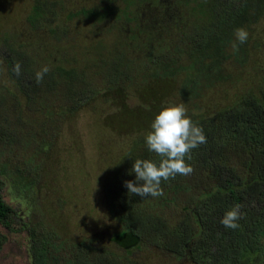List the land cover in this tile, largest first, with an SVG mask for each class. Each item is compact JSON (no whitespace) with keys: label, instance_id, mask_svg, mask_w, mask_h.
Here are the masks:
<instances>
[{"label":"trees","instance_id":"trees-1","mask_svg":"<svg viewBox=\"0 0 264 264\" xmlns=\"http://www.w3.org/2000/svg\"><path fill=\"white\" fill-rule=\"evenodd\" d=\"M122 1L130 7L155 5L162 12H166L174 2ZM115 2L100 0L90 9H80L73 14L83 20H113L120 24L118 33L112 32V39L107 44L103 39H98L99 35L93 30V38L96 39L88 47L89 51L97 53L99 63L94 70L98 71L103 84L99 82L109 89L133 79L131 72L134 64L127 51L139 46L142 49L154 40V35H150L146 29L147 33L140 30L130 32L124 39L119 31L124 29L126 23L138 26V14L115 6ZM191 2H194L191 7L194 9L191 16L194 19L190 21L182 44L172 52L147 56L140 77L166 83L173 81L178 71L184 73L178 82L180 103L192 106L191 110L187 109V114L203 129L207 141L191 151L190 160L186 158V163L194 171L187 176L177 175L175 179L162 181V196L141 198L128 193L123 182L135 179V174L130 173L134 160L159 159L147 150L145 133L132 138L128 149L117 161L110 181L114 191L111 200L107 201V209L118 224L108 241L112 250L98 245L96 238L71 244L67 239L57 237L58 232H47L37 228L33 222L26 224L20 221L15 210L2 201L0 194V228L7 232L26 231L32 264H143L138 257H141L140 252L144 249H151L165 258L166 264H264V75L257 96L246 94L232 105L210 114L200 110L193 112L197 110L194 100L199 93L223 81V65L228 59L225 52L235 42L234 30L257 23L264 14V0ZM55 4L47 0H33L25 20L30 30H43L49 38L59 42L69 32L61 20L62 16L55 12ZM168 19L172 17H164L165 21ZM245 45L246 42L239 47ZM102 49L107 51L105 58L100 57ZM134 51L137 50L131 52ZM243 53L241 56L244 58L246 52ZM181 59H186L185 63ZM17 62L21 66L19 76L13 72ZM5 63L6 73L15 77L16 89L26 104L13 103V119L10 115L8 118L7 112H4L5 115L0 113V176L9 178L14 191L27 187L36 190L38 174L30 167L32 155H23L21 159L3 155L9 154L4 152L7 144L18 143L17 133L8 124L13 121L19 126L24 121L31 126V132L44 133L45 120L55 115L56 111L65 109L71 113L88 103L99 91L95 82L88 79V73L75 66H54L38 84L35 73L39 70L28 67V62L19 55L8 57ZM146 65L151 66L148 71ZM47 95H52L51 100H46ZM162 96L163 90L147 91L140 95L139 100L141 102L142 97H147V112L157 113L163 105ZM2 99L0 96V103ZM56 100H62V105H56ZM0 108V111H8L3 106ZM24 109L31 114H24ZM10 157L14 163L11 168ZM191 176L196 178L194 183L200 184L190 187L186 179ZM190 191L193 193L185 199L177 222L166 221L162 217L163 209L174 202L175 196L186 197ZM233 206H239L241 218L236 221L239 227L225 228L220 219ZM4 241L5 236L0 233V247ZM132 254L138 256L136 260Z\"/></svg>","mask_w":264,"mask_h":264},{"label":"rangeland","instance_id":"rangeland-1","mask_svg":"<svg viewBox=\"0 0 264 264\" xmlns=\"http://www.w3.org/2000/svg\"><path fill=\"white\" fill-rule=\"evenodd\" d=\"M32 1L0 0V96L3 98L0 106L8 110L0 113L7 112L5 114L8 118L10 115L13 119V103L21 106L26 104L16 89L15 77L6 73L5 60L15 55L22 57L28 62V67L35 71L43 66L50 70L54 66H75L83 73H88V79L95 82L99 94L71 113L64 111L65 109L56 111L55 115L45 120L44 133L31 132V126L24 121L18 126L10 120L8 125L17 133L18 143L7 144L4 152L9 154L3 155L20 159L23 155H32L30 167L38 174V181L36 190L27 187L14 191L9 178L0 176L1 198L15 210L17 219L26 224L33 222L44 231L58 232L57 237L65 238L71 244L96 238L98 245L112 250L108 241L118 224L110 217L107 201L111 200V193L114 191L111 189L112 183L110 184L114 168L128 149L130 140L146 133L150 120L154 118L152 115L156 114L154 111L147 112V97H142L141 102L139 97L143 92L163 90L162 104L181 102L178 82L184 77V73L178 71L173 81L166 83L141 79L142 65L146 63L147 56L158 52H172L182 44L190 21L194 19L191 17L194 15V9L191 8L194 2L173 0L172 6L162 12L155 5L130 7L125 6L122 0H116L115 6L125 7V10L138 14V26L126 23L119 34L125 39L130 32L140 30L147 33V30L150 35H154V40L142 49L139 46L127 51L134 64L131 72L133 79L109 89L102 85L98 71L94 70L99 63L97 53L89 51L88 47L96 39L93 38L94 31L99 35L98 39H103L107 44L112 39V32L118 33L120 24L113 20L93 22L92 19L83 20L73 16L76 11L90 9L100 0H47L56 3L55 12L62 16L61 20L69 32L59 42L53 41L43 30L29 29L25 19ZM166 16L172 19L165 21ZM245 30L248 32L245 47H238L241 50L235 53L232 44L228 46L225 52L228 59L223 65V81L210 85L199 93L194 100L197 110L193 112L200 110L210 114L232 105L246 94L257 96L256 92L264 75V14L257 23ZM133 49L137 51L131 52ZM243 51L246 52L244 58L241 56ZM106 52V49H102L100 57L105 58ZM181 60L184 63L186 61ZM150 68L151 66L146 65L147 71ZM129 77L132 78L130 75ZM51 97L52 95H47L46 100H51ZM55 104L61 106L62 100H56ZM185 107L192 109L189 104ZM25 112L27 111L24 109V114H31ZM41 120L42 118L39 121ZM12 157L9 168L14 165ZM20 159L16 160L21 162ZM193 178L191 176L186 179L190 187L200 184L194 183L196 178ZM191 193L193 192L190 191L186 197L175 196L174 202L163 209L162 217L169 223L177 222L181 209L185 206L184 201ZM0 233L5 236L0 247V264H32L26 231L7 232L0 228ZM140 253L141 257L132 256L135 260L138 257V261H143V264L167 263L165 258L151 249H144Z\"/></svg>","mask_w":264,"mask_h":264},{"label":"clouds","instance_id":"clouds-1","mask_svg":"<svg viewBox=\"0 0 264 264\" xmlns=\"http://www.w3.org/2000/svg\"><path fill=\"white\" fill-rule=\"evenodd\" d=\"M234 36L236 42L232 48L236 52L239 45L247 41L248 32L244 28H236ZM49 71L47 66L37 71L36 83H41ZM13 72L17 76L21 74L19 62L14 65ZM144 141L147 150L159 159H135L130 170L135 179L123 182L128 193L141 198L162 196V181L175 179L177 175H190L194 169L186 163V158L190 160L191 151L207 142L203 129L188 116L184 104L171 102L163 104L154 115ZM240 218L239 206H233L223 214L220 223L225 228L236 229L239 227L236 221Z\"/></svg>","mask_w":264,"mask_h":264}]
</instances>
